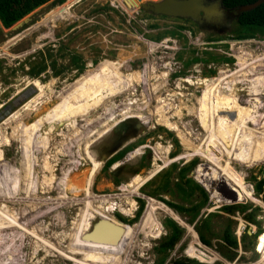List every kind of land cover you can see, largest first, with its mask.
I'll use <instances>...</instances> for the list:
<instances>
[{
  "label": "rangeland",
  "instance_id": "rangeland-1",
  "mask_svg": "<svg viewBox=\"0 0 264 264\" xmlns=\"http://www.w3.org/2000/svg\"><path fill=\"white\" fill-rule=\"evenodd\" d=\"M33 13L32 19L21 28L0 27V130L2 135L8 136L16 120L28 124L38 118L36 130L43 134L42 140L47 142L48 151L44 152L46 146L42 145V152L35 154L38 161L34 167L30 158L33 152L28 144L20 142L19 137L11 136L10 144L0 146V264H94L95 261V264H108L87 252L84 262L79 261V255H68L71 242H77V247L82 249L93 246L92 249L99 253L109 252V255L105 254L120 263L156 264L161 256L156 248L169 232L163 221L166 217L173 219L164 211V206L178 215L181 222L173 220L184 229V234L163 264H176V260L185 259L196 260L199 264H257L260 257L255 250L257 238L241 241V237L244 230L249 236L258 228L264 232L263 206L245 198L252 192L253 197L264 205L254 191V179L264 178V140L247 134L244 128L249 129V126L240 128L245 121L242 118L238 122V131L234 124L224 123L227 133L219 139L222 134L214 129V136L207 125L213 126V120L206 122L204 118L220 113L233 118L239 109L249 111L248 107L252 105H255L252 109L256 108L260 98L249 96L251 101L246 102L243 96L244 102L239 107L225 103L220 106L206 93L205 87L189 83L197 84L204 78L217 77L220 72L235 71V56L241 52H248L249 56L264 52V35L231 39L234 24L231 30L223 27L220 32H213L197 28L186 19L149 17L139 8L127 10L121 0H50ZM161 33L165 34L160 40L152 39ZM146 41L165 43L167 48L161 46L149 52L150 44ZM211 56L217 59H211ZM197 57L199 61L192 59ZM42 62L47 64L46 69L39 76H32L29 73L32 66ZM166 63H169L168 68L164 67ZM52 64L60 70L58 75H54ZM131 72L144 76L141 85L135 86L139 84L137 81L125 82L114 77L118 74L128 77ZM187 78L188 83L184 81ZM36 81L44 89L36 110L22 112L15 121L8 120L40 93ZM261 90L256 88L252 92ZM197 99L203 110L198 108L200 111L194 115L190 108H197ZM164 103L169 104L167 109ZM132 117L141 123L137 136L129 137L135 127L133 123L129 124L121 131L126 137L116 140L119 143L116 152L118 147L125 149L140 141L136 147L140 154L130 156L126 153L106 168L113 150L109 147L115 137H120L113 135L111 128ZM156 118L173 121L183 133H188L187 136L181 134L187 140L185 151L178 138L179 132L158 124ZM52 124L56 126L53 131ZM195 135L198 139L203 138L194 142ZM209 148L214 153L208 151V154L218 161L207 157L205 150ZM45 155L51 162V168L47 170L52 169L55 177L48 187L44 186L46 189L41 183L38 185L43 176L48 175L42 167ZM154 160L158 167L152 172ZM121 161L123 163L113 169ZM193 161L186 178H192L207 192L208 202L196 221L190 223V213H178L160 200L185 207L195 203L197 191L192 197H184L175 185L180 168ZM96 165L100 169L92 179L91 172ZM150 171L152 176L147 181L135 178V184L131 182L134 176H144ZM237 179L240 183L235 181ZM165 182L166 187L160 188ZM123 184L126 196L137 191L140 194L129 198L136 202L133 213L124 215L114 209L105 217L96 215L94 218L90 207L93 205L96 209L98 205L99 208V201L103 205L109 201L127 204L128 198H122L119 190ZM30 185L35 191L28 193ZM144 192H155L160 200ZM99 195L111 197L94 198ZM138 199L144 201L140 217L130 224L122 222L117 215L132 219L139 206ZM147 199L155 203L152 216H155L154 223L162 227L159 234L150 233L148 226L143 228L145 224L141 232L140 226L135 227L146 212ZM234 204L249 207L244 212L239 210L231 214L220 210L224 205ZM249 212H254V223L244 217ZM209 213H216L209 217V230H205L211 246L199 240L194 228L198 219ZM228 224L237 239L236 248L223 240ZM119 228L123 229L124 237L121 248L114 246L111 240ZM86 232L90 233L84 236L86 240L75 235L83 236ZM103 236L105 240H95ZM189 247L199 256L190 255ZM219 251L236 255L229 261ZM201 253L206 261L201 260L204 259Z\"/></svg>",
  "mask_w": 264,
  "mask_h": 264
},
{
  "label": "bare ground",
  "instance_id": "bare-ground-1",
  "mask_svg": "<svg viewBox=\"0 0 264 264\" xmlns=\"http://www.w3.org/2000/svg\"><path fill=\"white\" fill-rule=\"evenodd\" d=\"M124 1L127 2L128 4H131L130 5L131 7L128 6V4L124 3ZM121 4L127 10H133L135 8H139L140 2H138L137 0H121ZM146 42L150 44L149 50L151 49V51H149V52L156 51L161 46H165V43L162 44V43H152V42H149V41H146ZM251 42H254V41H245V43H251ZM249 55H250V53H248V52H241V54L235 56V58H236V63H235L236 68H235V71H231L229 73L220 72L217 77L212 78V79L204 78L203 80H201L197 84L195 82H193V81H191L189 83V84H191V83L192 84H195L196 87H199V88H204L205 87L206 88V91H207L206 93L210 96V98L217 105H218V103H220V106H221L222 103L223 104L225 103V105H230L231 107L238 106L239 104H242L244 102V100H246V102L249 101V100L251 101V99H249V96L250 97L251 96H253V97L256 96L257 97L258 96L260 98L259 103H258V105H257L256 108L252 109L251 107H254L255 106V105H252L251 107H248V108H250L249 111L248 110H244L243 111L242 109L241 110L239 109L238 113L234 114V117L233 118H230L226 113H223V114L220 113V114H217V115L214 114L212 116H209V118H204L206 120V122H207V120H213V122H214L213 126L210 125V124H207V125L210 126V128H211L210 131L214 134V136H215V132H214L215 130L214 129H217L222 134V137L221 136H218L219 139H223L225 137L226 133H227V128L224 125V123L231 124V126H232V124H234V126L236 128V131H238V122H239V119L242 118L245 121H244V123L242 125H240V128L241 127H244V126L245 127L249 126V129L244 128V131L247 134H249L253 138H254V136L256 138L258 137L261 141L264 140V112H262L264 110V88H262L263 90H261V87H262V85L264 83V52L261 53V54L255 55V56H249ZM106 62H108V61H106ZM109 63H110V61H109ZM167 65H169V63H166V65H164V67L165 68H168ZM118 75H117V77L114 76L115 79L116 78L117 79L120 78L122 81H125V82H133V81L139 82V84H137V85L135 84V86L141 85V83H142L141 82V79L144 78V76L141 73H133V72H131V74L128 77L122 76L121 74H118ZM163 75H167V73H163ZM147 78L149 79V77H147ZM188 80L189 79L187 78L184 81H187V83H188ZM220 81L225 82V84L220 83ZM202 82H204V83H202ZM36 84L40 88V93L37 95V97L31 99V101H29L28 103H26L19 110V112H16V113L14 112L13 115L11 114L12 116L9 117L8 120L15 121L16 119H18V118L21 117L22 112L31 111L32 109L33 110H36L37 106L41 103V101H39V99L44 94V89L41 87V85L37 81H36ZM117 84H118V82H117ZM49 88H51V87H49ZM256 88H258L261 91H259V92H252V90L253 89H256ZM152 92H154V91H150V93H152ZM224 92H225V94L228 95V97L224 94ZM243 96H245V99L244 100L242 99ZM197 103H199V104H197V108H195V109L190 108L191 109L190 110V113H193L194 115L197 112L200 111V110H198V108H201V110H203L202 109V105L200 104V101L198 99H197ZM163 105L167 109V105H169V104L164 103ZM244 106H246V104ZM50 111H52V110H50ZM50 111L48 110V112H50ZM206 115H209V114H206ZM201 118L203 119V117H201ZM37 119L33 120L31 123H28V124L23 123L22 121L20 122V121L16 120L15 125H11L12 126L11 127L12 132L8 136L2 135L1 134V130H0V146L10 144V141H11L10 138H11V136H13V137L16 136L17 138L19 137L18 139H20V142L23 145H25V144H28L29 145L31 152H33L32 153L33 155L30 157L32 159V161H33V163L31 164V166H34V167H35V165L37 164V161H38L37 158H36V156H35L36 152H39V151L42 152V145H45L46 146V143H47V142H45V141L42 140V138H43L42 135L43 134L41 133V135H40V131L39 130H36L37 129V126H38ZM68 120H71V118H68ZM156 120H157L156 122L158 124H163L164 126H166V128H168V129H170V130H172L174 132L175 131H178L179 132V137L178 138L180 140L181 145L183 146V149H184L183 151H185L187 149V147H186L187 140H185L184 137L181 136V134L186 135L188 133H183L182 130H180V127L178 126V124L176 126L173 121L172 122H168L167 120H163V119H159V118H156ZM2 122H3V120H2ZM56 124H57V121H56L55 125ZM5 126L6 125H4V127ZM51 127H52V131L56 129V126H54L53 124H52ZM250 127L259 129L261 131L258 132V131H255V130H251ZM113 128H111V129L113 130ZM202 138H203V136L200 137V139H198V137L196 136V139L197 140L196 139H193V141L194 142H198V141H201ZM232 138H233V136H232ZM190 144H193V143L190 142ZM230 145H231V142H230ZM47 146H48V144H47ZM47 146L45 147L44 152L48 151L47 150ZM213 147H214V150L215 151H218L217 147H215L214 145H213ZM146 148H148V147L146 146ZM71 149H73V147ZM132 151H133L132 154L128 153L130 156H134L135 154H137V155L140 154L137 148H135ZM208 151L213 152L212 149H210V148L207 149V151L205 150V152L207 153V157H210L213 160L218 161L217 158H213L210 154H208ZM200 152H203V150L201 149ZM25 153H26V150H25ZM137 155H135V156H137ZM49 159H50V157L47 156V155H45V157H43V162H42L43 171L47 172V174H48V175H44L43 176L42 181H39V184L38 185H40V183H41L43 185V187L44 186L45 187H48L50 185V182H52V181L54 182V179H55L54 174H53V170L52 169L51 170H47V168H51L50 167L51 166V162L49 161ZM85 161H87V159ZM154 161L152 162V164H153L152 165V172H155L156 168L158 167V165L156 164V161L157 160L155 162ZM88 163H90V162H88ZM122 163H123V161L115 164L114 168H117ZM99 169L100 168L98 167V165H96V167L94 168V170L91 172V174H93V175L90 174L92 176V179H94V176L98 172ZM152 172L151 171L150 172H147V174L144 175V176H142V175L134 176L131 179V182H133L135 184V182H136L135 178L142 179V182H145L149 178H151ZM228 173L230 174L229 171H228ZM227 174H226V176H227ZM42 175L43 174H41V176ZM232 178H234V177H232ZM239 180L240 179H237L235 181L236 182H239ZM124 186H125V184L121 185L119 187V190L121 191L120 194L122 195V198H124V197H127L128 198L127 204L123 205V204H117V203H114L112 201H109L106 205H103L99 201V204H100L99 205L100 206L99 208H97L98 205L96 206V209L93 207V205L90 207L91 210L94 213V218H96V215H98L99 217H103V216L105 217L106 215H108V211L112 212V211H114V209H118L124 215H131L133 213V211L136 209L135 208L136 202L134 200H132V199H129V198H130L131 195H140V194L137 191L135 193L132 192L130 194V196H126V190H123L122 189V187H124ZM127 187H129V186H127ZM29 188H30V190L28 191V193H31L34 189L31 190V185H30ZM100 197H108V198H110L111 196H108V195L107 196H100L99 195L98 197L95 196L94 198L100 200L99 199ZM245 198H248V199L252 200L253 202H255V203L263 206V209H264V205L258 199H255L253 197L252 192H251L250 195L247 194V196ZM245 198L243 197V199H245ZM147 200H148V205H147L146 212L143 215L142 220L135 227L137 228L138 226H140L138 229L141 232V230H142L141 227H143V225L145 224L144 225L145 227H143V228H146L147 229V226H148L149 227L148 229H150L148 231L149 232L151 231L150 233H152V234H159L161 232L162 227H161V225L159 223H157V222L154 223V218L153 217H155V216H152L153 210H155V209H153L154 208L153 205L155 203L151 199H147ZM161 206H163V205H161ZM164 211L167 214H169L170 217H172L173 219H175V221H177L179 223L181 222L180 221V218L178 217V215H176L172 210L170 211L168 208H166L164 206ZM95 224H96V221L94 220L93 226ZM95 228H98V226L95 227ZM86 234H90V233L89 232H86L83 236L82 235H78V234H75V235L78 236V237H81L82 239L84 238V240H86V238L84 237ZM95 240L96 241H103V240H105V237L103 236L102 238H98V239H95ZM111 240H112V244L114 246L121 248L123 246V241H124L123 229L122 228L117 229L116 233L111 237ZM196 242H197V240H196ZM70 244H71V246H73V249L70 250L71 249V246H69L70 249L67 251V253H69L68 255H70V254L71 255H79L80 256V260L79 261H83L84 262L83 258H85L86 255L93 254V255H95V258L97 260H99V261L101 260V262L103 261V262L108 263V264H124L123 262L120 263V261L118 262L115 259H112L111 257H109L108 256L110 254L109 252L99 253L98 250L92 249L93 246L90 243L89 244L92 247H90L89 249H82L80 247H77V244H78L77 242L76 243L71 242ZM131 245H132V243H130L129 244V247H128V244H127V248L128 249L125 248L124 250L127 249V251H128L130 249V246ZM255 250L260 255L257 264H264V262H263L264 261V232H262L261 234L258 235L257 242H256V245H255ZM86 252L88 254H85ZM116 252H118V249L117 248H116ZM187 252H190V255H192V256L193 255L199 256L198 254H196V250H194V249L192 250L191 247L187 248ZM105 253H107L108 255H106ZM202 255H203V257L205 256L204 254L201 253V256ZM92 260H93V258H92ZM201 260L202 261H206L205 257H204V259L201 258ZM86 262H87V260H86ZM95 263H96V261L94 262V264Z\"/></svg>",
  "mask_w": 264,
  "mask_h": 264
},
{
  "label": "trees",
  "instance_id": "trees-1",
  "mask_svg": "<svg viewBox=\"0 0 264 264\" xmlns=\"http://www.w3.org/2000/svg\"><path fill=\"white\" fill-rule=\"evenodd\" d=\"M50 0H0V21L3 25V27L8 28L12 26L14 23L28 15L29 13L33 12L35 9L40 7L41 5L49 2ZM64 0H59V2H63ZM138 2H142L141 0H137ZM257 0H223L222 5L225 9H231L235 10L239 6L247 5L255 2ZM235 27L232 32L231 39H250L254 38L257 35H264V2L261 3L256 8L250 10L241 12L237 16V21L234 24ZM165 33L158 34L156 37H153L152 39L158 41ZM194 61H199V58H192ZM211 59L216 60L217 58L214 56H211ZM189 62V61H188ZM55 64H52V67L55 69L54 75H58L60 70L56 69L54 66ZM47 67V64L42 62L39 65H33L30 74L34 77L39 76ZM140 141L130 144L125 149H123L121 152H119L114 158L110 159L107 164L106 168H108L111 164H113L115 161L122 158L127 152L135 149L137 146L140 145ZM175 143H177V139H175ZM195 162H191V164L187 166H183L180 168L178 172L179 179L175 183L177 190L184 196V197H192L195 192L197 191L199 193L198 199L195 200V203H191L189 207H185L180 204H174L172 202L159 199L156 196L157 193L152 194L150 192H144L146 195L150 197H155L158 200L165 203L167 206H169L171 209L176 210L178 213H190V223H194L200 214V210L207 204L208 202V194L207 192L198 184L196 183L192 178H186V172L189 171L192 167V165ZM254 191L257 197H260V199L264 202V178L260 180L254 179ZM180 181V182H179ZM166 182L163 183L160 188L166 187ZM139 206L137 209V212L135 216L132 219L124 218L121 215H117L118 218L122 222H128L129 224L136 221L144 209V201L142 199H138ZM247 204H234V205H224L220 208L221 211H224L226 213H234L236 211L244 212L248 209ZM257 209V208H255ZM216 213H209L206 217H202L198 219L196 224L194 225V228L198 234L199 240L207 245L211 246V242L209 238L206 236L205 230H209V217L211 215H215ZM246 220L249 222L254 223V212H249L245 214ZM200 223V224H199ZM163 225L166 226L169 230L168 234L165 235L162 240L160 241L159 246L156 248L157 251L161 254V256L157 259L156 264H163L165 262V259L167 257V254L174 248L176 243L182 238L184 234V229L180 227L173 219L166 217L163 221ZM223 240L227 243V245L236 248L238 246V242L235 236H233L229 224L226 225L224 232H223ZM262 231L260 228L257 229V231L249 236L247 234V230L243 231L241 241H244L246 238H257L259 234H261ZM221 256L229 261H232L235 257L234 252H224L219 251ZM176 264H199L196 260L191 259H185V260H176ZM220 264V263H216Z\"/></svg>",
  "mask_w": 264,
  "mask_h": 264
},
{
  "label": "water",
  "instance_id": "water-1",
  "mask_svg": "<svg viewBox=\"0 0 264 264\" xmlns=\"http://www.w3.org/2000/svg\"><path fill=\"white\" fill-rule=\"evenodd\" d=\"M222 1L223 0H146L144 2H140L139 8L154 16L161 15L173 18H182L193 21L198 25H202L205 22L222 23V18L226 15L223 11L224 7L222 5ZM263 2L264 0H257L251 4L239 6L236 8L235 12L238 16L239 13L250 11ZM33 15L34 13H29L10 26V29L16 30L21 28L32 19ZM0 27H3L1 21ZM132 123L135 127H133L134 131L129 135V137L133 138L137 136L138 128L141 126V123L135 117L127 118L126 120L120 122L114 126L112 131L122 134L121 131L127 129V126H130L129 124ZM126 155H128V152ZM117 171H120V168H118Z\"/></svg>",
  "mask_w": 264,
  "mask_h": 264
},
{
  "label": "flooded vegetation",
  "instance_id": "flooded-vegetation-1",
  "mask_svg": "<svg viewBox=\"0 0 264 264\" xmlns=\"http://www.w3.org/2000/svg\"><path fill=\"white\" fill-rule=\"evenodd\" d=\"M139 9H140V11H143L145 13V15H147L149 17L154 16V15H152V14L144 11L141 8H139ZM223 11L226 13V15L222 18V23L205 22L202 25H198V24L194 23L193 21H190V20L189 21L190 22H193L197 28H202V29L207 28V29H210V31L213 30V32H216L215 30H217V32H220L223 27H227L228 30L229 29L231 30V26L233 24H235L236 21H237V14H236L235 10H231V9H225V8H223ZM160 16H157V17H160ZM161 17H166V16H161ZM167 18H173V17H167ZM112 134L113 135L120 136V137H117V138L115 137L114 140H113L114 143L109 147V150L110 149H113V150H111L112 153H111V156L109 157V160L112 159V158H114L121 151V149H122V148L120 149V147H118V152H116V146H118V144H119V143L117 144L118 141L116 142V140H119L121 138L126 137V136H124V133L123 134H120V133H116V132L112 131ZM114 169H116V168H114Z\"/></svg>",
  "mask_w": 264,
  "mask_h": 264
}]
</instances>
